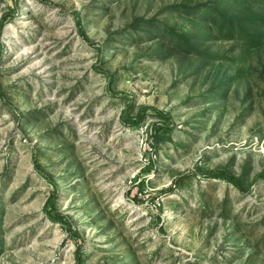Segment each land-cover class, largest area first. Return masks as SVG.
I'll return each mask as SVG.
<instances>
[{
	"label": "rangeland",
	"instance_id": "1",
	"mask_svg": "<svg viewBox=\"0 0 264 264\" xmlns=\"http://www.w3.org/2000/svg\"><path fill=\"white\" fill-rule=\"evenodd\" d=\"M0 264H264V0H0Z\"/></svg>",
	"mask_w": 264,
	"mask_h": 264
},
{
	"label": "trees",
	"instance_id": "2",
	"mask_svg": "<svg viewBox=\"0 0 264 264\" xmlns=\"http://www.w3.org/2000/svg\"><path fill=\"white\" fill-rule=\"evenodd\" d=\"M222 175H223L224 177L228 178V179L230 178V176H228V175H226V174H222ZM57 215H58V214H57ZM60 218L63 219V216H61Z\"/></svg>",
	"mask_w": 264,
	"mask_h": 264
}]
</instances>
